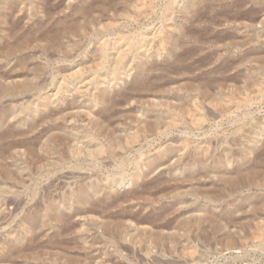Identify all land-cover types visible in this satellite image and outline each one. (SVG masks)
<instances>
[{"label": "rangeland", "instance_id": "obj_1", "mask_svg": "<svg viewBox=\"0 0 264 264\" xmlns=\"http://www.w3.org/2000/svg\"><path fill=\"white\" fill-rule=\"evenodd\" d=\"M4 1L0 0V9L4 7ZM10 2L11 5L17 4L11 19L13 24H19L18 29H22V34L32 27L30 19L39 13L38 7L62 16L70 13V7L81 8L90 0H80L78 3L76 0H51L43 5H39V0ZM190 2L116 0L110 8H98L81 18L83 22L87 20L85 31L64 39L65 42L67 39L72 41L69 50H53L43 42H35L32 46H26L22 53L6 60L0 53V75L14 70V75H18L36 67L41 69L36 77H32V91L14 100L7 97L0 102V119L7 106H21L23 110L19 112L21 115L18 113L20 117L12 112L11 115L16 118L10 116L6 118L5 124L0 123V133L7 127L17 132L29 130L31 116L26 107L30 102L40 105L42 97L48 96L54 100L64 96L66 103L63 108L67 109L66 104H71L74 98H81L79 102L83 103L87 97L99 96L104 82L112 84L108 94L128 91L141 72H146V68L152 66L151 76H154V84L161 89V95L178 94L182 100H192L194 96L181 90L191 82V78H208L213 76L210 74L214 70L225 64L233 66L225 73H214L216 81L210 94L217 99L220 98L218 95L228 98L224 108L205 103L207 122L202 128L192 126V116L189 115L186 120L190 128L179 125L168 134L165 129L146 131L143 128L145 123L139 125L132 120H143L142 114H152L149 108L155 109L151 105L157 104V99L155 95L135 91L131 100L118 108L124 118L108 123L115 136H120L124 142L125 150H118L123 155V163L92 161L80 156L78 161L70 157L66 163L62 162L49 171H40L30 161L26 146L13 149L16 151L11 152V155L18 152L15 156L26 165L23 170L25 175L21 174L19 181L12 180L7 185L9 191L0 193V219L4 218L0 220V242L14 236L17 248L23 250L27 236L40 237L41 232L38 230L29 231V235L25 233L27 217L39 211L45 214L39 212L47 221L50 219L48 212L60 209V212L68 215V222L63 227L68 225L69 228H66L63 237V250L47 245L58 228L47 229L46 235L41 234L35 246L25 248L28 250L17 254L11 264H264V160L258 159L264 149V0H246L244 6L236 8L238 11L229 7L232 0H210V5L215 8L209 11L203 9L204 15L198 20H194L195 9H190ZM40 20H45V17ZM90 21L94 24L88 23ZM112 22L114 26L110 27ZM180 29H186L188 37L184 45L174 48L173 52L180 55L186 49L193 48L195 51L177 62L174 60L175 55H169V45L173 39L181 38ZM9 42L13 43L14 39ZM129 42H134V45H127ZM105 43L106 52L101 50ZM121 50L127 51V55L123 63H118V51ZM22 62H27V69L23 70ZM173 64L194 65L196 69L192 74H175ZM72 75L80 79L79 84L73 86L63 79ZM22 80V77L13 79L15 82ZM177 99H172V103L176 104ZM53 100L48 105L49 110L62 108L61 103L56 104ZM79 102L67 109L65 115L86 114L87 110ZM98 110L94 108L93 112ZM73 123L70 121V125ZM244 126H251L252 132L239 131ZM46 127L47 124L41 122L34 133L19 134L9 141L31 140ZM136 133H139L138 138L130 142ZM234 135L239 139L237 145L229 143ZM249 138L253 142L252 151L247 150L250 165H256L255 170L258 172L250 187H241L233 192L223 180L235 168H244L241 161L219 167L214 163L215 159L207 160L202 167L194 164L193 151L197 146L213 155H221L225 160L232 152L240 159L247 154ZM40 139L36 148L41 151L47 138ZM186 141L190 143L185 148ZM79 146L85 147L83 144ZM26 159H30V162L27 163ZM149 160L155 161L151 167H147ZM137 163L144 167L141 176L131 181L130 178L137 172ZM152 168L155 169L153 172ZM15 170H18V165ZM200 172L206 175L198 181ZM152 180H157V183L148 191L143 190L144 183ZM90 182L107 189V194L103 192L95 195L94 201L127 197L108 207V214L89 212L91 206L85 201L76 205L74 201L66 199L81 184ZM199 185L204 192L201 204L206 206L207 212L216 216L205 224L202 238H196L198 227L190 229L181 226L183 220L196 219L203 214L192 211L199 195ZM135 190L140 192L139 195L128 196ZM52 202H65L67 205L48 208ZM154 217H157L155 224L145 223L147 218ZM118 228L120 234L116 231ZM156 236L160 238L156 239ZM171 237L178 239L171 242ZM232 241L235 243L231 244Z\"/></svg>", "mask_w": 264, "mask_h": 264}, {"label": "bare ground", "instance_id": "obj_2", "mask_svg": "<svg viewBox=\"0 0 264 264\" xmlns=\"http://www.w3.org/2000/svg\"><path fill=\"white\" fill-rule=\"evenodd\" d=\"M10 1H13V0L4 1V7L0 9V18H1L0 19L1 20L0 21V27H1L0 29V53H2L3 55V60L17 56L19 53L23 52L26 46H29L30 44L32 46V44L35 42H43L45 43V46L47 48H52L53 50H61V49L69 50L72 47V41L67 39V42H65L64 39L70 38V37L73 38L77 36L78 33L85 31V28L87 26V20L86 22H83L81 18L89 15L90 13H92L94 10L98 8L106 10L110 8V6L114 5V3L116 2V0L114 1L90 0V2L86 3L85 6L81 8H78L75 6L70 7V13L64 14L62 16L59 13H55V11H52L50 13L47 10H43V9L41 10V8L38 7L40 9L39 13H35L30 19L33 22L32 27L24 31V33L21 34L20 30L22 29H18L19 24H13V21L11 19V13L13 14L14 11L17 9V4L15 3L11 5ZM50 1L51 0H39V5H43L44 3H49ZM197 1L191 0L190 2L191 3L190 9L192 8L195 9L194 10V15H195L194 20H198L204 15V14L202 15L203 9L209 11L212 8H215L210 5L209 3L210 0H199L198 2ZM245 1L246 0H232L231 4L230 5L228 4V5L232 10L234 8L235 9L239 8L241 5L244 4ZM76 2L78 3L80 2V0H76ZM226 10H228V8ZM236 10L238 11V9ZM75 12H78V13H75ZM245 15L249 16L250 14L248 15L245 14ZM43 17H45V20L43 21L40 20ZM88 23L94 24L93 21H90ZM113 24L114 22L110 24V27H113L114 26ZM107 29L108 28L106 27L105 31H107ZM180 32H181V38L179 40L173 39V41L169 45V49H171L169 55L171 56L175 55L174 60L177 62L183 61L187 57L191 56V54L195 51V49L193 48L186 49L180 55L175 54L173 52L174 48L183 46L187 40V37H188L187 30L180 29ZM193 33L196 36V32L193 31ZM11 39H14L13 43L9 42ZM194 41L196 42V40ZM127 45L132 47L134 45V42H129ZM105 48H106V43L102 45L101 50L106 52ZM126 55H127V51H124V50L118 51L117 62L123 63ZM22 63L23 64L21 65L23 67V70L25 68L27 69V65H26L27 62H22ZM232 67H233L232 64H225L221 66L219 69L214 70V72L210 74L213 76H209L208 78L207 77L206 78L205 77L204 78L203 77L191 78V82H188L181 90H183L185 93L191 96H194L192 97V100H182L180 99L182 97L178 96V94L174 96H171V95L167 96L164 94L161 95V93L159 92L161 91V89H159L158 85H155L154 84L155 82H153L154 76L153 75H152L153 77L151 76L152 74L151 72H153L152 71L153 67L150 66L146 68L147 69L146 72H143V73L141 72L139 78L133 84H131V86L128 88V91L126 92H122L116 95L108 94L107 93L108 89L112 86V84L111 82H104L105 86L101 89L99 96L87 97L84 99L83 103L79 102V99L81 98L78 97V98H74V101L71 104L70 103L66 104L68 110L69 108L71 109L72 106H74L78 102L79 104H83L81 106L84 107L85 110H87V113L84 115L80 113L75 114V115L74 114L65 115L66 113L65 111H67V109L63 108L66 103V101L64 100V96L62 97L59 96L57 97V99H54V100L48 96L42 97L41 99L39 98L41 100L40 105L35 102L28 103L26 110L29 116H31V119H30L31 127H29V130L17 132L13 128L7 127L0 133V193L9 191V188L7 187V185H9V183L12 180L18 179L19 181L21 174L25 175V173H23L25 163L21 161L22 159L19 160L18 157L15 156L17 155L18 152L15 153L14 156L11 155V152L16 151V150L13 151V149L17 147L18 148H21L23 146L27 147L26 149L28 152L27 155L29 154L30 156L29 158L31 159L29 160L33 161L32 163L33 164L35 163V167L36 168L38 167L40 171L41 170L49 171L50 168L58 164H62V162H65L70 157H71L70 159L72 160L76 159L77 161L80 160V156H83L85 157V159L92 160V161L111 160L115 162L117 161L122 162V163L125 162L124 158H122L123 155L118 153L119 152L118 150H125L124 142L120 136H115L114 130L109 127L110 125H108V123L114 122V121L115 122L120 121L121 119L124 118V115L118 111V108H122L126 103H128L131 100L133 93H135V91L137 90L146 92L148 95L150 94L155 95V98L157 99V104L151 105L155 109L149 108L152 114L146 115V116L142 114L144 118L143 120H141L140 118L132 120L134 123H137L139 125L141 123H145V126L143 128L146 131L156 132L158 130L160 131L161 129H165L166 131L165 133L168 134L169 131L177 128L179 125H183L184 127L188 128L190 123L192 124V126L202 128L204 124L207 122V115L205 113V108H204L205 103H209V104L224 108L226 106V102L228 98L227 96L224 97V96L218 95L220 96V98L217 99L216 97H213L214 95L210 94L209 91L214 86L215 81H216L215 80L216 77L214 78V75L216 73H220L221 71L225 73L224 71L227 72ZM195 69L196 68L194 65L186 66L184 64H173V68H172L175 74L176 72L192 74ZM136 70H139V69L136 68ZM14 71H10L8 73L0 75V102L7 97H10L14 100V98L18 97L19 95L32 91V87H33L32 77H36L41 72V69L39 67H36L34 69H30L29 72L28 71L23 72L22 74H18V75L17 74L14 75ZM15 77H22L23 80L20 82H15L13 81ZM63 79L67 81V84L69 83L70 85H73V86L79 84L78 82L80 80V79L78 80V77H75L74 75L69 76V77H64ZM203 80L204 82H202ZM160 85H163V84H160ZM194 92H198V94H195ZM174 98H179L177 99L176 104L172 103L173 102L172 99ZM52 100L56 104L61 103L63 105L62 108H60L59 110H52V109L49 110L48 105L50 102H52ZM20 107L21 106H15V107L13 106L12 108H8V106L5 107L2 111L0 123L2 124L4 122L3 124H5L6 118L8 119V117L12 116L11 115L12 112L16 113L17 116L20 113H22L21 112L22 109ZM94 108H99V110L96 112H93ZM38 115H40L39 118H37ZM189 115L192 116V121L190 123H188L186 120L187 116ZM12 117L16 118V116H12ZM70 121H74L73 125H70ZM41 122H44L45 124H47L48 127H46V129L43 130V132H41L40 134H37V135L35 134L33 139L25 141V142L19 141V140L9 141L10 139L15 138L19 134L21 135L27 134V133L29 134V133H32V131L34 133L37 124H40ZM77 124L79 125L78 129H77L78 127ZM190 127L191 126H189V128ZM239 131L251 133L252 127L251 126H244L242 128L240 127ZM75 132H77V134L74 136ZM138 136H139V133L134 134L131 137L130 142L131 141L134 142L138 138ZM42 137H45L47 139L44 143L42 150L40 151V150H37L39 148H36L38 146L36 144H38L37 142L39 140L40 141L42 140L40 139ZM238 141H239L238 136L234 135V137L229 143L233 145L235 144L237 145ZM189 143H190L189 141H186L185 148L188 147ZM252 143H253L252 140L249 138L248 139L249 146L246 149L247 154L242 156L240 159L236 158L237 154L235 152H232L230 156L228 155V157H226V160H225V157L221 155H217V156L213 155L207 149L197 146L195 150L193 151V153L195 152L193 154V156L195 157L194 164L196 165V167H200V166L202 167L204 166L205 162L209 159H212V160L215 159L214 163L217 164V167L223 166V164L225 163L226 164L224 166L235 164L238 161L243 162L244 168H239V169L235 168L234 171L230 172L229 174H226V176L223 178V180H226V182L229 184L231 191L237 192L238 190L241 189V187L242 188L250 187L251 181L256 177L258 173L255 170L256 165L255 166L250 165L251 160L249 157L250 155H248V151H250L252 147ZM80 144L85 145V147H80L79 146ZM66 153L69 154V156H67ZM258 156H259L258 159L264 160V149L260 152ZM49 158L51 160H49ZM27 160L28 159H26V161ZM29 160L27 163L30 162ZM45 161L47 162L44 163ZM154 162L152 160H149V164L147 167H151ZM189 164L191 166V161L189 162ZM17 165H18V170H15V167ZM30 167H31V164H30ZM76 167H78V165ZM79 167L81 166L79 165ZM143 167L144 166H142L140 163H137V167H136L137 172L134 175H132V177L130 178L131 181L134 180V177L141 176V171L143 170ZM196 167H194L193 165V168H196ZM82 169L83 168H80V170ZM154 170L155 169L152 168L151 172H153ZM205 175L206 174L204 172H200V174L197 175V177L199 178L198 181H200L203 177H205ZM156 183H157V180H152L150 182L148 181L144 183L143 190L148 191V189H150L151 186L155 185ZM223 190L225 189H222V191ZM103 192L107 194V189L103 186H99V184L97 183L96 184L93 182L86 183V184L83 183V185L81 184L79 188L77 187V189L71 194H69V196L67 195L68 198L66 199H68L69 201H74V204L76 203V205L79 203H84L83 201H85L86 204L91 206L89 208L90 209L89 212L94 211L96 214V212L105 213L108 207L116 205L118 202L122 201L123 198L127 197V196H120L117 199H112L110 201L102 200V199L96 200V201L93 200L95 195H98ZM139 193L140 192L135 190L131 192L128 196L130 197L137 196L139 195ZM197 193H199V195L197 197V201L195 202V205L192 211L202 212L203 214L199 218H196V219L189 218V219L183 220V222L181 223V226L185 228L187 227L190 228L193 226L198 227L199 234L196 235V238H200L204 232L205 224L208 221L213 220L216 216L213 215V213L207 212L206 206H203L201 204L200 201L201 199H203L204 192L200 185L198 186ZM65 202H58V203L52 202L48 204V208H52V207L60 208L62 206H66L67 204ZM54 210L55 209H53V211ZM59 210H57L54 213L53 211L52 212L50 211V213H53L52 215H50V213L48 212L47 214H49L48 216H50L49 217L50 219L47 221H45L46 219L45 220L43 219V217L45 216H43L44 213L42 211H39V212H42L43 214L37 212L35 214L30 215L29 217L26 216L28 219V222H27L28 225L27 223H25V226L27 225L26 226L27 228H25L26 235H29L30 234L29 231L31 230L32 232L33 230H38L41 232L39 233L41 237V234L42 236L46 235L47 229L55 230L56 228H58L57 231H54V235L52 239L48 241L50 242V244L47 242L48 243L47 245L51 246L52 248H58V249L62 248L63 250L64 248L63 246L65 244V242L63 241V237L65 233L67 232L66 228H69L67 227L68 226L67 224H66L67 225L66 228L65 226L63 227V225H65V223L68 222V219H67L68 215L66 216L65 213L63 214L62 211L60 212ZM79 214L81 213L79 212ZM106 214L108 213L106 212ZM0 216H1V212H0ZM2 219L4 218L2 217ZM155 219H157V217L147 218L146 220L145 219L144 220L146 221L145 223L155 224L157 222L155 221ZM194 230H197V228H194ZM116 231L119 234L121 233L119 231V228ZM30 237L31 238H29L28 236L26 237L28 239H27L26 244H24L25 246H22L24 247L23 250H28L25 248H29L30 246H33V245L35 246L37 239L40 238V237H37L36 235L35 236L30 235ZM156 237H157L156 239L160 238V236H156ZM185 238H187V236ZM176 239L178 238L171 237L170 241L175 242ZM234 243H235L234 241L231 242V244H234ZM41 247L43 248V246ZM47 248L48 247H46V249ZM23 250H21V248L20 249L17 248V244L14 243V236L9 237L6 241L5 240L1 241L0 251H2L3 253L0 254V264L1 263L11 264L13 258L20 252H23ZM61 253L63 254V252ZM64 254H68V253L64 252Z\"/></svg>", "mask_w": 264, "mask_h": 264}]
</instances>
